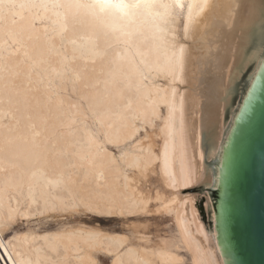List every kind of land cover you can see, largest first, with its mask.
Instances as JSON below:
<instances>
[{"label": "bare ground", "instance_id": "bare-ground-1", "mask_svg": "<svg viewBox=\"0 0 264 264\" xmlns=\"http://www.w3.org/2000/svg\"><path fill=\"white\" fill-rule=\"evenodd\" d=\"M19 2L37 7L6 9L0 29V264H99V253L111 264H184L182 248L192 264H225L211 199L213 234L182 189L214 181L204 156L219 152L237 78L254 61L252 81L264 57V0H180L183 7L166 16L156 9L162 17L145 14L124 26L131 37L113 32L111 20H65L64 9L39 7L66 0ZM21 25L16 42L8 27ZM49 78L59 80L60 92ZM88 118L102 135L89 130ZM138 119L160 120L157 146L138 138ZM121 144L130 148L117 157L108 146ZM154 165L169 196L144 194L137 183ZM155 200L159 210H173L177 236L152 240L135 229L132 241L85 227L39 233L30 225L7 236L19 221L57 208L131 214Z\"/></svg>", "mask_w": 264, "mask_h": 264}, {"label": "water", "instance_id": "water-1", "mask_svg": "<svg viewBox=\"0 0 264 264\" xmlns=\"http://www.w3.org/2000/svg\"><path fill=\"white\" fill-rule=\"evenodd\" d=\"M225 264H264V57L223 143L211 188Z\"/></svg>", "mask_w": 264, "mask_h": 264}, {"label": "rangeland", "instance_id": "rangeland-1", "mask_svg": "<svg viewBox=\"0 0 264 264\" xmlns=\"http://www.w3.org/2000/svg\"><path fill=\"white\" fill-rule=\"evenodd\" d=\"M207 29L204 30L203 36L207 33ZM210 37V36H208ZM216 39V38H214ZM212 49L210 48V52ZM264 54V47L261 53V56ZM211 58V57H210ZM256 62L252 61V63L244 70L241 77L237 78L236 81V89L232 94L229 102V106L226 110L224 121H225V128L223 132V137L221 140V145L218 149L216 157H208L207 155L204 156L205 165L211 170H213V174L215 175L222 150V145L226 139L232 121L234 119L235 113L237 112L240 103L244 97V94L249 86L251 78L254 73V68L256 66ZM208 65V64H207ZM49 87L53 90V92L61 90L59 86V80L51 79L48 80ZM76 99V98H75ZM87 115L85 116V119ZM89 119L88 128L89 130L96 135H102L103 133L99 131V126L96 124L95 121H92L91 118ZM87 120V119H86ZM137 124L140 128L138 133V138H141L145 144L153 143L157 146L160 142V138L158 135V130L160 127V120L157 119L153 126L149 124H145L141 119H138ZM153 141V142H152ZM122 145V146H121ZM119 146L109 145L108 148L113 151V153L119 157L125 154L126 149L130 148L126 146V144H121ZM121 146V147H120ZM123 147V148H122ZM126 147V148H125ZM125 149V150H122ZM87 156V154H86ZM208 158H207V157ZM155 168L151 169L148 172L147 176H140L138 177L137 171H130L132 175H137L138 177V185L140 189L143 191L144 194H152L153 192L157 191L161 194L169 196L171 194V189L165 187L162 182V179L159 175L158 169L156 165L153 166ZM151 167V168H153ZM74 171H77V167L73 166ZM76 169V170H75ZM135 172V173H133ZM97 177L100 180H104L105 175L102 171L97 173ZM214 177V176H213ZM215 178V177H214ZM212 183H206L203 181L194 182L190 186L184 187L182 189L183 196H192L194 197V204L197 209V212L200 216L201 221L203 222L204 226L210 234H213V212L206 206L207 198L211 199V187ZM208 196V197H207ZM159 200L151 201L147 212H137L131 214H124L123 218L120 217H109L107 215H100L98 210L91 209L89 207L84 206H74L70 207V209H61L57 208L54 211L51 210L47 213L41 214V216H33L32 220L29 224L24 221H19L16 224V228H13L8 232L7 236H12L17 229H25L28 225L34 227L37 232H48V231H56L63 228L68 227H85L87 230H94L99 231L100 233H118L122 235H126L130 240L134 241L135 237L133 232L136 230L140 231H147L150 235L149 237L154 240L157 238H173L177 236V225L175 224L173 210H159L158 208ZM209 209V210H208ZM63 210V211H62ZM212 212V213H211ZM179 253L184 257V264H192L191 255L188 251L184 248L179 250ZM99 264H111L112 259L110 256L104 255L103 253H99ZM221 264V263H218Z\"/></svg>", "mask_w": 264, "mask_h": 264}, {"label": "snow or ice", "instance_id": "snow-or-ice-1", "mask_svg": "<svg viewBox=\"0 0 264 264\" xmlns=\"http://www.w3.org/2000/svg\"><path fill=\"white\" fill-rule=\"evenodd\" d=\"M207 0H205L206 4ZM183 7L180 0H173L171 3H164L161 0H66L64 3L55 2L52 4H41L39 7H52L62 8L65 10V20L68 15L75 17H88L94 24H103L106 20H111L114 23L109 27L113 32L121 31L122 35L131 37L133 32L124 31L123 28L126 25H130L136 18L137 13L130 12L129 9H144L146 12H141L140 15H152L154 17H162V14L156 9H163V15L170 13V10L174 7ZM37 7L36 4L28 2H19L17 0H0V29L6 27L5 21L7 20L8 13L6 9L12 10L19 8L21 10L25 8ZM23 19V17H21ZM122 21V23H121ZM16 21L13 19L9 22L11 26L16 25ZM66 28V24H65ZM25 28L23 25L19 26L13 31L12 27H8L7 34L15 36L16 42H19L23 36ZM187 187V182L184 185ZM100 215H107L109 217L123 218V211H108L101 212ZM4 225H0V229H3Z\"/></svg>", "mask_w": 264, "mask_h": 264}, {"label": "clouds", "instance_id": "clouds-1", "mask_svg": "<svg viewBox=\"0 0 264 264\" xmlns=\"http://www.w3.org/2000/svg\"><path fill=\"white\" fill-rule=\"evenodd\" d=\"M129 11L137 13V17L143 16V15H140L141 12H146V10H144V9H129ZM121 23H122V21H121Z\"/></svg>", "mask_w": 264, "mask_h": 264}]
</instances>
